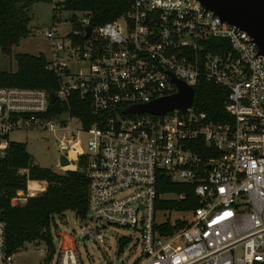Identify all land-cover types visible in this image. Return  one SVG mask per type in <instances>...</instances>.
<instances>
[{
  "label": "built area",
  "instance_id": "obj_1",
  "mask_svg": "<svg viewBox=\"0 0 264 264\" xmlns=\"http://www.w3.org/2000/svg\"><path fill=\"white\" fill-rule=\"evenodd\" d=\"M50 1L61 22L63 10L83 17L73 15V30L56 24L45 30L52 49L46 68L59 78L54 102L43 88L0 86V159L18 143L14 132L65 131L60 156L73 168L62 167L59 157L53 170L77 169L87 156L88 209L80 218L88 223L81 236L106 244L110 226L137 231L141 251L131 249L136 256L128 264H264V55L253 37L201 0H125L126 12L96 27L90 11ZM72 63L87 68L76 72ZM176 80L195 92L186 111H126L178 93ZM202 82L225 91L222 118L195 108ZM76 98L95 116L89 126L72 111ZM161 171L195 186L199 206L181 215L184 227L156 222ZM16 173L26 186L13 198H36L41 182L30 168ZM60 235L61 247H52L43 264H84L76 240ZM131 240L119 237L122 252ZM16 252L0 215V264H16ZM93 261L114 264L106 254Z\"/></svg>",
  "mask_w": 264,
  "mask_h": 264
},
{
  "label": "trees",
  "instance_id": "obj_2",
  "mask_svg": "<svg viewBox=\"0 0 264 264\" xmlns=\"http://www.w3.org/2000/svg\"><path fill=\"white\" fill-rule=\"evenodd\" d=\"M44 0H0V50L10 54L12 48L31 33L32 17L30 7ZM68 10L90 11L93 27L113 20L126 12L129 3L125 0H67ZM17 70H0V86L43 88L56 92L59 78L46 68L47 58L41 53L16 54ZM75 103V104H74ZM72 111L81 116L85 125L95 121V116L87 109L83 100L75 99ZM225 91L211 83L202 82L196 87L195 108L207 112L213 118L224 116ZM87 156L80 160V169L54 171L43 166H34L32 157L23 143H14L6 157L0 159V210L1 217L8 224V244L18 250L36 239L51 240V224L54 215L73 211L84 217L88 209L89 179L85 169ZM19 167H29L33 180L45 183L46 192L31 199L26 206H13L12 197L26 186V179L16 173ZM184 195V197H181ZM199 206L195 186L191 183L173 181L164 171L157 178L156 208L165 212L189 214ZM167 224V225H166ZM165 228L186 225V220L178 218L166 223Z\"/></svg>",
  "mask_w": 264,
  "mask_h": 264
},
{
  "label": "rangeland",
  "instance_id": "obj_3",
  "mask_svg": "<svg viewBox=\"0 0 264 264\" xmlns=\"http://www.w3.org/2000/svg\"><path fill=\"white\" fill-rule=\"evenodd\" d=\"M29 13L32 17L30 22V35L22 39L19 45L14 46L10 54L3 53L0 50V70L16 71L17 60L15 56L18 53H28L33 55L43 53L47 59H50L52 57L51 40L46 37L45 30L52 27L53 24H56L59 30H73V28H76L75 24L72 25L71 21L73 15L75 14L79 18L83 17V13L81 12L63 10L61 16L64 21L61 22L57 20V18H54V8L50 0L35 2L30 7ZM71 67L76 72L85 71L87 68L86 64L82 63H72ZM73 126H76V124L74 123ZM65 135L66 132L63 130L56 134L46 131H18L14 132L11 135V138L18 143H23L33 161L37 162L40 166L58 169L60 157L58 144L62 141ZM78 140L79 139H77L76 142H78ZM79 146L81 150L86 149L84 140H80ZM75 166L77 169L82 168V166L79 167L78 163H76ZM62 167H68V164L62 165ZM46 190L47 186L41 182L35 187L33 193L41 192L38 195L41 196ZM33 198L35 197H30L26 200L19 198L14 199L12 197L11 202L13 206H26ZM181 215L182 214L177 212L165 213L158 211L156 214V222L164 223L169 220L173 223L180 218ZM185 215L187 218L189 217L188 214ZM87 223L88 221L86 219L78 217L77 214L71 210L66 211L61 215L55 214L54 220L51 224V240L48 241L40 238L26 243L18 249L15 254L16 264H43L47 259V253L52 247H55L57 250L61 247V232H65L76 240V246L81 253L84 264H91L94 262L93 260L97 262L105 254L114 264H118L122 259H125V263L128 264L132 261V258L136 256L135 251H133V254L130 250H134L137 247V251H141V243L139 241L140 236L137 231L131 228L113 225L103 231L104 235L108 237V242L106 244H97L93 238H83L81 236L82 229ZM72 232L74 233L73 235H71ZM123 235L132 236V240L124 246L122 252L120 250L119 237ZM129 255L130 258H128Z\"/></svg>",
  "mask_w": 264,
  "mask_h": 264
},
{
  "label": "water",
  "instance_id": "obj_4",
  "mask_svg": "<svg viewBox=\"0 0 264 264\" xmlns=\"http://www.w3.org/2000/svg\"><path fill=\"white\" fill-rule=\"evenodd\" d=\"M206 7L212 9L223 20L236 24L247 31L257 43L260 53L264 55V0H201ZM91 26L86 29V37L91 33ZM179 92L165 96L143 105H136L126 111L151 112L165 114L169 110L180 108L186 111L193 105L194 89L184 81L176 80ZM52 102L56 100L55 92H50ZM61 164H69L66 156H60ZM34 162V166H38ZM103 264V263H101Z\"/></svg>",
  "mask_w": 264,
  "mask_h": 264
},
{
  "label": "bare ground",
  "instance_id": "obj_5",
  "mask_svg": "<svg viewBox=\"0 0 264 264\" xmlns=\"http://www.w3.org/2000/svg\"><path fill=\"white\" fill-rule=\"evenodd\" d=\"M69 165V164H68ZM73 166L72 165H69V167L68 168H72Z\"/></svg>",
  "mask_w": 264,
  "mask_h": 264
}]
</instances>
